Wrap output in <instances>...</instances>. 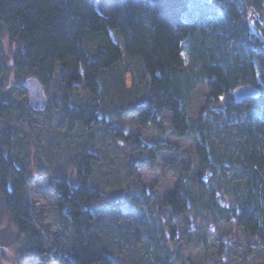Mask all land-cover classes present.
Returning <instances> with one entry per match:
<instances>
[{
	"label": "trees",
	"instance_id": "16d2710c",
	"mask_svg": "<svg viewBox=\"0 0 264 264\" xmlns=\"http://www.w3.org/2000/svg\"><path fill=\"white\" fill-rule=\"evenodd\" d=\"M95 2L0 0V37L15 45L0 70V117L7 122L0 129V223L5 215L24 238L21 253L39 264H172L152 216H145L132 196L148 205L144 191L126 193L130 199L120 193L103 204L106 194L92 185L100 159L92 137L106 127L110 114L134 116L141 128L158 125L167 115L175 137L194 141L197 171L191 175L190 164L180 170L162 203L169 218L234 222L264 254V0H112L109 15L98 13ZM126 58L140 65L131 72L129 93L120 67ZM12 76V87L21 89V80L35 77L55 96L42 110L33 109L26 95L19 102L3 100ZM198 85L206 97L191 119V95ZM240 85L256 87L259 96L234 102L231 91ZM81 92L86 102L72 104ZM46 107L66 122L67 149L61 155L67 158L62 167L55 157L60 168L53 176L46 175L49 168L37 167L57 195L54 207L37 213L28 190L30 152L39 132L36 125L27 133L20 128ZM77 129L82 135L75 136ZM111 135L122 138L121 130ZM80 138L89 140L79 147ZM137 149L149 166L157 152L171 151L164 143ZM47 154L53 165L55 153L47 148ZM68 169L74 170V180ZM132 214L148 226L140 239L157 244L147 260L136 249L137 235L117 223ZM102 220L119 229L126 253L107 248Z\"/></svg>",
	"mask_w": 264,
	"mask_h": 264
},
{
	"label": "rangeland",
	"instance_id": "374dc122",
	"mask_svg": "<svg viewBox=\"0 0 264 264\" xmlns=\"http://www.w3.org/2000/svg\"><path fill=\"white\" fill-rule=\"evenodd\" d=\"M94 7L98 13L109 15L113 9L112 0H96ZM251 17L254 18L252 13ZM14 48L15 45L11 44L6 36L0 37V70L2 66H6L8 63ZM138 66L140 65L134 59L126 58L121 63L120 67L125 71V86L128 93L133 87L131 72L134 69H139ZM108 73V71L105 72L106 77H108ZM10 79L7 82V87L4 86V94L8 93L6 98L3 97V100L11 98L13 101L19 102L26 94L22 87L21 89L12 87L11 83H15L12 80L13 76ZM22 82L23 80L19 82L20 86ZM54 93L53 88H49L47 92L45 90L46 104L54 98ZM205 97L206 89L202 85H198L191 95L188 111V116L191 119L198 116ZM75 99L72 101V104L75 105H83L87 100L82 92ZM112 100L117 101L114 98ZM47 107L44 113L26 119L20 128L21 133H27L32 132L31 127L36 125L39 132L34 139L33 151L30 152V170L33 179L29 183L28 190L29 203L37 213L48 210L57 203V195L48 184V178L43 176V173L39 175L37 167L49 168L46 175L53 176L58 167L60 168L59 163L55 162L56 158L60 160L62 167L65 166L67 158L61 155L62 150L67 149L66 141L63 139L66 133V122L54 110ZM6 123L5 119L0 117V129ZM106 123V127H98L94 137H92L94 143L99 146L98 154H100L92 185L106 194V198L101 201L103 204L113 203L120 193L126 195V193L134 194L133 190L144 191L149 199L148 205L138 196H132L137 198L138 203L143 206L145 216L147 214L152 216L155 223L154 232H158L159 235L161 234V238L165 239L163 251L168 248V259L172 264H264V254L256 249L257 242L247 240L240 227L234 222L220 223L210 216L197 218L190 215L184 221L183 219L171 220L169 218L168 210L162 207V203L164 198L175 189L179 181L180 170L190 164L192 167L191 175H197V171L195 170L194 141L175 137L170 131L167 115L159 120L158 125H149L146 128H141L134 116L131 115H123L121 119H118L115 115L110 114ZM119 130H121L122 138L114 139L111 133ZM79 135L82 133L80 129H77L75 136ZM87 140L89 138L86 141L80 138L77 145L80 147ZM158 143L168 145L171 147V151L157 152L154 155L155 163L153 166H149L145 161V155L138 154L137 148L140 144L150 147ZM59 145L61 150L58 149ZM47 148H51L55 153L53 165L46 162L49 159ZM68 175L70 179H75L73 169H68ZM126 196L130 199V195ZM229 202L230 200L227 201L226 206ZM140 218V216L132 214L128 219L120 218L116 222L127 225L125 231L137 235L136 249L140 256L147 260V257L149 258L147 252L153 253L157 244L149 237L140 239L142 236L140 231L148 228V226L142 227L138 223ZM111 219H116V216H111ZM111 221L102 220L101 236L110 251L116 254L126 253V245L121 239L119 229L109 225ZM146 232L147 230H145ZM66 237L70 244L72 242L70 234L67 233ZM23 240L24 238L17 233L8 218L5 215L2 216L0 223V264H39L27 259L21 253ZM177 258L179 262H176Z\"/></svg>",
	"mask_w": 264,
	"mask_h": 264
},
{
	"label": "water",
	"instance_id": "95a60500",
	"mask_svg": "<svg viewBox=\"0 0 264 264\" xmlns=\"http://www.w3.org/2000/svg\"><path fill=\"white\" fill-rule=\"evenodd\" d=\"M252 32H255L253 22H250ZM21 87L24 90L30 106L35 110H42L46 106L47 98L45 90L40 81L35 77H28L23 80ZM259 90L251 85H240L231 91V96L236 103H241L249 98L259 96Z\"/></svg>",
	"mask_w": 264,
	"mask_h": 264
}]
</instances>
